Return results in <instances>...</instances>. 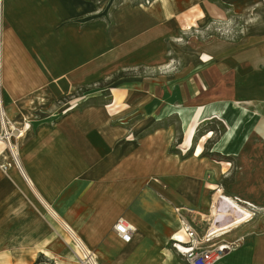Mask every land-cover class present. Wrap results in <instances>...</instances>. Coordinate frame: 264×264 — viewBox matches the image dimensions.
<instances>
[{"label":"crops","instance_id":"1","mask_svg":"<svg viewBox=\"0 0 264 264\" xmlns=\"http://www.w3.org/2000/svg\"><path fill=\"white\" fill-rule=\"evenodd\" d=\"M156 2L166 4L156 15L137 7L118 9L116 14L121 10L134 15L130 25L118 22L104 30L98 21L77 23L79 19L70 18L95 10L91 1L2 0L0 84L5 114H32L33 107L55 104L71 88L93 84L124 67L162 65L167 50L163 38L171 31L165 23L151 26L146 20L168 18L179 12L180 3L208 0ZM253 7L254 19H264L262 2ZM137 10L144 16L141 25ZM168 48L182 70L159 84L143 78L126 82L131 88L123 95L125 107H113L115 93L109 94L114 103L106 109L87 107L58 115V109L50 107L43 128L35 134L24 131L16 143L20 170L0 167V264H79L70 249L71 243L78 248L73 237L93 254L96 264H186L169 243L180 227L175 207L192 211L187 218L199 235L212 217L219 189L230 200L239 197L264 208L216 185L230 163L200 154L210 143V130L195 135L191 154L182 158L169 150L176 138L175 123L162 124L177 117L184 145L192 131L221 122L224 129L206 151L222 156L237 157L264 146V42L231 50L223 44ZM209 72L229 76V90L214 87ZM213 88L227 93L195 102ZM117 117L123 121L116 122ZM118 217L135 228L129 242H122L112 229ZM239 227V232L232 229L222 238L241 242L215 264H264V227L258 219Z\"/></svg>","mask_w":264,"mask_h":264},{"label":"rangeland","instance_id":"2","mask_svg":"<svg viewBox=\"0 0 264 264\" xmlns=\"http://www.w3.org/2000/svg\"><path fill=\"white\" fill-rule=\"evenodd\" d=\"M156 1L157 0H99V7H96L95 10L85 13L83 17L74 16L70 18L79 19L75 20L77 23L98 21L102 24L104 30L114 27L118 22L119 24L128 27L131 23V18L133 19L134 15L131 16L132 13L130 12L124 14L121 10L116 14L118 9H121L122 7H137L143 10L151 11L152 14L156 15L158 12L157 10L159 9L162 12L163 10L161 7L166 5L158 4ZM257 1H261L262 5H264V0H230L226 3L222 2V0H208V2L197 4L185 2L177 4V6L180 7L179 12L168 14V18L166 13V18L164 19L156 18L151 15L153 18L150 17V19L146 20L147 23L151 26L165 23V29L167 31H171V33L167 34L163 38V42L166 44L167 50L165 54V61L162 65H151L150 67L135 66L132 68L124 67L114 73L116 74L118 72H122L123 76H125L116 83L100 87L98 81H96L93 84L90 83L76 86L70 89L69 93L65 95L63 100H58L55 104H46L36 110L33 107L31 109L32 114L17 116H7L5 114L6 129L11 135L10 140L12 145L14 146L18 140L24 137V131L27 130L29 132L30 130L32 134H35L40 128L45 126L46 119H48V121L50 119V117L46 114L47 108H57L58 115H62L66 112L77 113L87 107H104L106 109V107L108 108V104L114 103L111 101L110 93H115L116 97V103L113 107H125L124 100H122L124 99L123 95L126 93V90H130L131 88V84H126V82H139L141 81V78H143L144 82L149 81V83H151L152 81H156L159 84V81L160 83L165 81L163 80V77L171 80L172 78L168 76H170L173 72H179L182 70V64L168 48V45L170 44H177L181 46L191 45L197 48L223 44L228 45L231 50L241 48L251 41L254 43L264 42V19H254V15L256 13L255 10H253V6ZM170 6L173 8V5ZM134 14L139 16V24H143L144 20L142 18L144 16L141 15L140 11L137 10ZM136 21L137 18L135 19V22ZM2 26L3 19L1 13L0 29H2ZM126 33L127 32L125 31L122 36L126 37ZM110 76L111 74L103 77V79H108ZM133 76H136V78ZM209 76L213 80L212 83L215 85L214 87H220V89L226 88L227 91L229 90V76L223 75L222 77H219L216 76L214 72H209ZM220 89L216 90V88H213L210 92L199 95L195 102H204L205 100L220 97L221 94L225 92L227 93L225 90H223V93L220 92L222 91ZM117 121H123L122 117H117L116 122ZM169 123H175L176 130L180 129L177 117H169L164 120L162 124L165 126ZM216 125L218 127L217 132H212L210 143H207L205 150L210 147L211 142L215 140V138H217L220 132L224 129V125L221 122H216ZM19 129H22V133L19 137H16ZM180 134L182 139L181 130ZM195 135L194 131H192L191 138H189V141L186 144H181L182 140L180 143H176L175 140L170 148L176 150L180 155L187 154L189 151H192L193 143L197 138ZM2 142L3 141L0 142V144H2L0 145V151L5 152L0 156V158H4V162H9L10 165L16 167L13 158L6 152V144H3ZM255 144L258 145V143ZM215 158L220 159L218 156H215ZM221 160L224 161L223 159ZM229 163V170L226 177L219 180L216 185L219 188H222L226 194L238 195L264 206V146L262 145L254 150H250L244 155L232 157ZM8 167L10 166H7L6 168ZM214 213L217 215L216 212ZM240 229L241 227L233 229L231 233L239 232ZM226 235L228 234H225V236ZM72 244L73 243L70 244V249H74L73 255H80V250L75 246L73 247ZM181 257L183 258V256ZM77 260L80 264V260ZM44 264L51 263L44 261Z\"/></svg>","mask_w":264,"mask_h":264},{"label":"built area","instance_id":"3","mask_svg":"<svg viewBox=\"0 0 264 264\" xmlns=\"http://www.w3.org/2000/svg\"><path fill=\"white\" fill-rule=\"evenodd\" d=\"M5 112L3 110L2 98H1V84H0V141L6 143L9 151L12 152V143L10 140L11 135L6 129ZM16 166V159L12 156ZM10 166L9 162L1 164V169H6ZM19 168V166H18ZM232 201L239 207L235 208V215L238 216L239 220L236 225L230 227L229 219L222 218L221 214H212L206 221L208 225L204 228V231L199 235L193 226L192 222L188 220V213H192L190 209L175 207L174 211L179 219L181 231L185 237L183 241L172 236L169 243L171 248L175 249L181 256H183L187 264H215L226 251L235 249L241 242V238H235L232 240H224L222 237L230 232L232 229L239 227L242 224L249 223L258 219L260 225L264 227V208L259 207L249 201L240 199L239 197L231 198ZM215 203L212 205L214 207ZM187 213V214H186ZM217 216H220L216 218ZM221 219L220 226L218 221ZM234 220V221H236ZM205 221V220H204ZM217 225V228L213 229V226ZM228 227H227V226ZM219 226V227H218ZM117 237L124 243L129 242L133 233L135 232L134 226L125 220L123 217H118L112 227ZM220 232V233H218ZM180 243L184 250L178 249L177 245ZM77 246L80 250V255L77 257L80 260V264H96L93 254L82 246Z\"/></svg>","mask_w":264,"mask_h":264},{"label":"bare ground","instance_id":"4","mask_svg":"<svg viewBox=\"0 0 264 264\" xmlns=\"http://www.w3.org/2000/svg\"><path fill=\"white\" fill-rule=\"evenodd\" d=\"M1 2H2V0H0V15H1V7H2ZM0 32H1V29H0ZM21 133H22V129L21 130L19 129L18 132H17L16 137H19L21 135ZM2 143L3 144H6L4 142H2ZM12 148H13V150H12V152H10L9 149H8V147L6 146V152L11 157L13 156L16 159V163L18 164V148H17V144H15L14 146L12 145ZM1 152L3 153V151H0V153ZM18 166H19V164H18ZM18 166H16V167L18 168ZM0 167H1V164H0ZM224 195L222 194V192L220 191V189L217 191V193L215 195V205L212 208V214L216 215L214 213V212H216V213H219V214L223 215L226 218L233 216V218H230L229 219V225H230V227H233L239 221V220H236V219H238V216L235 215V208H238L239 209V207L234 203V201L230 200L229 198H227ZM234 220H236V221H234ZM215 228H217V226H214L213 227V229H215ZM218 233H220V232H218ZM175 237L178 238V239H180L179 241H183L185 239V237H184V235H183V233L181 231H178L175 234ZM73 239L75 241L76 246H80L79 241L76 238H74V237H73ZM177 247H178V249L184 250L183 246L180 243H178Z\"/></svg>","mask_w":264,"mask_h":264},{"label":"trees","instance_id":"5","mask_svg":"<svg viewBox=\"0 0 264 264\" xmlns=\"http://www.w3.org/2000/svg\"><path fill=\"white\" fill-rule=\"evenodd\" d=\"M87 1H91L93 2L96 7H99V0H87ZM123 76V73L122 72H118L116 74H113L109 79L107 80H98V84L100 87H103V86H107L108 84L112 83L113 81L117 80L118 78L122 77ZM65 98V96H63L62 98H60L59 100H63ZM209 128V129H208ZM204 130V131H203ZM206 130H210L211 132L213 133H216L217 132V127L215 126V124H206L203 128H200L198 131L195 132L196 135H200V134H204V132ZM176 143H180L181 142V134H180V129H177L176 130ZM171 152H177L176 150L170 148L169 149ZM192 151H189L187 154H183V155H180L182 158L184 157H187L191 154ZM201 155H209V156H213V155H217L218 157H220V159H223L224 161H230L232 159L231 156H222V155H219L218 153L216 152H208L205 150V147L202 149Z\"/></svg>","mask_w":264,"mask_h":264}]
</instances>
